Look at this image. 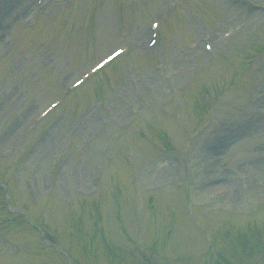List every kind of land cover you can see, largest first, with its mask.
I'll return each mask as SVG.
<instances>
[{
  "label": "rangeland",
  "instance_id": "1",
  "mask_svg": "<svg viewBox=\"0 0 264 264\" xmlns=\"http://www.w3.org/2000/svg\"><path fill=\"white\" fill-rule=\"evenodd\" d=\"M184 1L0 0V264H264V0Z\"/></svg>",
  "mask_w": 264,
  "mask_h": 264
},
{
  "label": "bare ground",
  "instance_id": "2",
  "mask_svg": "<svg viewBox=\"0 0 264 264\" xmlns=\"http://www.w3.org/2000/svg\"><path fill=\"white\" fill-rule=\"evenodd\" d=\"M112 63V62H111ZM107 66V65H106ZM105 67V66H104ZM104 67L100 70V71H102L103 69H104ZM97 74V73H96Z\"/></svg>",
  "mask_w": 264,
  "mask_h": 264
},
{
  "label": "snow or ice",
  "instance_id": "3",
  "mask_svg": "<svg viewBox=\"0 0 264 264\" xmlns=\"http://www.w3.org/2000/svg\"><path fill=\"white\" fill-rule=\"evenodd\" d=\"M116 53L114 52L113 55H115Z\"/></svg>",
  "mask_w": 264,
  "mask_h": 264
}]
</instances>
